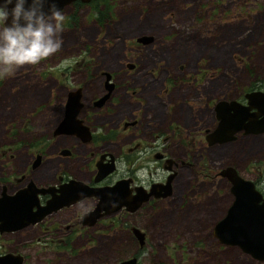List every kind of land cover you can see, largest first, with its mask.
<instances>
[{
  "label": "rangeland",
  "instance_id": "374dc122",
  "mask_svg": "<svg viewBox=\"0 0 264 264\" xmlns=\"http://www.w3.org/2000/svg\"><path fill=\"white\" fill-rule=\"evenodd\" d=\"M111 12L99 22L101 14L86 7L66 9L60 51L12 75L0 69V190L4 184L12 189L11 180L22 172L38 184L54 181L67 166L88 178L83 168L93 163L90 151L119 153L138 135L146 142L157 132L155 142L170 144L166 152L179 161L174 191L154 210L114 216L67 239L57 222L88 208L82 201L40 223L0 233V254L20 253L23 264H119L133 256L135 264H264L213 235L233 200L221 169L232 166L242 177H256L264 194V132L238 131L235 140L220 144L205 139L217 123V100H244L242 91L252 85L264 90V0H117ZM143 34L154 41L137 42ZM105 71L117 87L98 106L93 102L106 92ZM77 86L83 103L78 117L95 143L53 134L67 93ZM124 119L138 122L123 131ZM163 135L169 136L164 144ZM63 148L74 155L60 154ZM35 149L45 159L31 168ZM165 171L156 167L154 178L162 179ZM121 173L119 158L116 175ZM129 225L146 232L143 246ZM58 235L68 244L62 247Z\"/></svg>",
  "mask_w": 264,
  "mask_h": 264
},
{
  "label": "water",
  "instance_id": "95a60500",
  "mask_svg": "<svg viewBox=\"0 0 264 264\" xmlns=\"http://www.w3.org/2000/svg\"><path fill=\"white\" fill-rule=\"evenodd\" d=\"M69 1L57 0L58 8L63 7ZM152 39V34H143L136 38L138 42L145 44L150 43ZM133 65L130 63L129 67ZM105 75L106 92L94 102L96 105H102L113 88L110 80L111 73L105 71ZM81 96V87L68 91L64 114L53 130L54 135L77 134L83 140L89 139L91 131L78 117L83 106ZM244 96L245 102L234 98H222L215 102L217 124L210 131L207 129L208 132L205 135L209 144L232 140L236 136L235 132L240 130L244 133L264 132V90L253 89L245 92ZM61 152L66 154L68 150L63 149ZM40 159L41 154H37L32 167L37 166ZM97 168L99 171L95 180L112 171L115 165L113 162L108 165L97 162ZM220 174L226 176L231 182L230 190L234 198L226 214L214 224L213 234L219 242L237 245L254 259L264 261V195L255 187L252 180L243 178L232 166L221 169ZM172 176L173 174L169 175L166 184L161 186L164 189L161 195L171 193ZM126 183L128 186L127 179H120L113 185L90 187L82 180L72 178L55 189L52 185L37 186L30 181L13 193L8 192L4 185L0 191V233L15 231L34 224L42 220L46 214L87 195L96 197L97 203L92 210L84 213L81 220L84 224H94L102 215L115 212L122 207L134 211L141 203L147 201L150 194L130 195ZM45 193H49L50 198L45 204H41L39 195ZM132 230L143 246L145 233L135 226ZM23 261L24 256L20 253L0 254V264H23ZM136 262L137 257L134 256L122 260L119 264H135Z\"/></svg>",
  "mask_w": 264,
  "mask_h": 264
},
{
  "label": "flooded vegetation",
  "instance_id": "af4514ba",
  "mask_svg": "<svg viewBox=\"0 0 264 264\" xmlns=\"http://www.w3.org/2000/svg\"><path fill=\"white\" fill-rule=\"evenodd\" d=\"M116 1L117 0H70L63 7L59 8V10L65 16L64 11L66 9H73L74 10L75 8L86 7L88 9H90V11H93L94 13H99V14L101 13V11L105 10V15L111 16L112 15L111 10L114 7ZM73 12H71V14ZM73 14L75 15V13H73ZM69 16L70 15H68L67 18ZM70 19L72 21L75 20V18L72 16H70ZM153 41H154V36H153V39L151 40L150 43H152ZM139 43L145 44L142 42H139ZM134 66H135V64L133 65V67ZM113 77L114 76L111 74L110 80L113 83V88L109 94V97L105 100L104 103L110 101V99L112 98L113 92H114L115 88L117 87V84L114 81ZM104 85H105V89H106L105 81H104ZM77 87H82V86H77ZM250 90H252V89L242 91V95H243L244 100L241 97H235L234 99H237L241 102H245L244 93L247 91H250ZM81 98H82V96H81ZM96 100H94V102ZM98 106H101V105H98ZM137 122H138L137 119H134V120L124 119L122 122L123 131H126L130 127H133L134 125H136ZM242 133H244V132L242 131ZM244 134H246V133H244ZM74 135L76 136V138L79 140L80 143L81 142L82 143H86V142L95 143V134H93L92 131H91V135H90L88 140H83L77 134H74ZM138 136L139 137L136 138L134 141H129V144L126 145L125 149H123L121 147V145L119 144L118 146L121 147V150L119 151V153H117L116 151L113 152L111 150H102V149H99L98 151H95V150L90 151L89 156H91V158L94 159L93 163H91V165H86V168H83V169H85V171H87V174H89L88 178H80V177L74 175L73 173L69 172L68 166H67L64 168L60 167L58 169V171L56 172V179L54 181L43 183V184L42 183L38 184L31 177L30 173L22 172L20 176H14L13 180H11L12 184H13L12 189H9L8 184H7L8 186L6 185L7 191L10 193H13L17 189L25 186L30 181H33L37 186L47 187V186L52 185L56 189L61 184L66 183L67 181H69L72 178L77 179V180H82L84 183H86L90 187L109 186V185L115 184L120 179H127L128 180V186L126 183V187L129 188V189L127 188V190L129 191L130 195H133L135 193L136 194L137 193H142V194L143 193L144 194L149 193L150 194L147 201H144L143 203H141V205L139 207H137L134 211L127 210L125 207H122L121 209H119L115 212H111V213H107V214L102 215L100 218H98L96 220V222L94 224H91V225L84 224L81 220L83 219V215L85 212L92 210L96 206L97 200H96V197H94V196H88L87 195V196H85V197H83V198H81L75 202H72L69 205L62 206V207L58 208L57 210H54V211L46 214L43 217L42 221L46 220L47 218H49L50 216H52L58 212H61L64 210H70L72 207H74L75 205L79 204L82 201H88L89 202L88 208L84 209L83 211L80 210V211L76 212V216L73 218V220H68L66 222H63V221L57 222L58 226H56V228L62 232L65 230V233L68 235L67 239L73 238V237H71L72 234L79 235L81 233L88 232L87 231L88 228L92 227V229H94L98 226H101L102 224H106L109 221H113L115 218H111V217H114V216L127 215L130 213L134 214L137 212L140 213V211L148 209L149 206L153 207V210H154V209H156V207L158 206V204L160 202H164L170 198L172 192L174 191L173 184H174V180L178 174V167L180 165H179V161L177 158H175L174 156L171 157L169 151L166 152V149L170 148V144L160 146L159 143L155 142L156 138L159 136V133H157V132L150 133V135H149L150 138L146 142L143 141V138L140 135H138ZM236 138H237V133H236L235 138L232 140H235ZM109 139H112V137H109ZM168 139H169L168 135H163L162 138L160 139V141L164 144L165 142L168 141ZM104 140H106V139H104ZM218 144H220V143H218ZM63 149H67V148H63ZM62 150H60V154H64L61 152ZM67 150H68V152L65 155H67V156L74 155L72 149H67ZM33 153H35V157L33 158L31 165H32L34 159L36 158L37 154H41V159H40L39 164L37 166H39L40 164H43L44 159H45V155L42 152V150L41 149H35L33 151ZM2 154H3V151H2ZM119 158L122 159V161L125 165V173H121L119 175L118 174L116 175V169H117V164H118ZM97 162H99L100 164H107V165L113 162L115 165V168L112 171L107 172L105 175H103L98 180H95V177L99 171V168H97ZM182 163H184V161H182ZM185 163L193 164L192 162H189V161H186ZM37 166H35V167L31 166V168H36ZM156 167H158V170H160L161 168L166 170L165 175L162 179L161 178H159V179L154 178L153 174L156 173ZM171 174H173L171 181H170L171 193L163 196L161 194H162V192H164V189L161 186L166 184L167 178ZM239 175H241V174L239 173ZM11 181L9 180V183ZM252 181L254 182L255 187L261 192L260 188L257 186L258 179L255 177L254 180H252ZM4 185H2V187ZM1 190H2V188H1ZM57 193H59V191H57ZM158 193H160V195H157ZM39 198H40L41 204H45L46 201L50 198V194L49 193L40 194ZM107 220H109V221H107ZM42 221H39L38 223H40ZM129 227H130L129 228L130 232L135 237V239H137L136 235L134 234V232L132 230V227H134V225H129ZM135 227H137V226H135ZM108 228H110V227L106 225L103 228V230L108 229ZM141 231H142V229H141ZM144 233H145V242H146V232L144 231ZM54 235H57V232L54 233ZM58 236L59 237L56 241H58L62 247L64 245L68 244V241H64V236L63 237H62V235H58ZM51 241L54 242V239H51ZM138 242H139V240H138ZM50 244H47V246H49ZM139 244H140V242H139ZM140 246H141V244H140Z\"/></svg>",
  "mask_w": 264,
  "mask_h": 264
},
{
  "label": "clouds",
  "instance_id": "9594fccd",
  "mask_svg": "<svg viewBox=\"0 0 264 264\" xmlns=\"http://www.w3.org/2000/svg\"><path fill=\"white\" fill-rule=\"evenodd\" d=\"M64 15L57 0H0V69L36 66L60 51Z\"/></svg>",
  "mask_w": 264,
  "mask_h": 264
},
{
  "label": "trees",
  "instance_id": "16d2710c",
  "mask_svg": "<svg viewBox=\"0 0 264 264\" xmlns=\"http://www.w3.org/2000/svg\"><path fill=\"white\" fill-rule=\"evenodd\" d=\"M100 14H101V17H102V18H99V22L102 21L103 17H105V10H104V11H101ZM251 88H255V87L252 85Z\"/></svg>",
  "mask_w": 264,
  "mask_h": 264
}]
</instances>
